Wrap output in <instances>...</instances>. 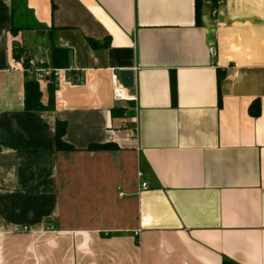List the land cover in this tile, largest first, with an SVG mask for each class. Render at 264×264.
<instances>
[{
	"label": "crops",
	"instance_id": "obj_1",
	"mask_svg": "<svg viewBox=\"0 0 264 264\" xmlns=\"http://www.w3.org/2000/svg\"><path fill=\"white\" fill-rule=\"evenodd\" d=\"M198 1L0 0V264H264V0Z\"/></svg>",
	"mask_w": 264,
	"mask_h": 264
},
{
	"label": "trees",
	"instance_id": "obj_2",
	"mask_svg": "<svg viewBox=\"0 0 264 264\" xmlns=\"http://www.w3.org/2000/svg\"><path fill=\"white\" fill-rule=\"evenodd\" d=\"M211 1V10L216 9L218 6V0H210ZM199 1L196 0V11L198 12V5ZM12 35H16L18 33L17 28H11ZM91 44L92 41H90ZM51 53V68L52 69H67L69 66V60H68V53L65 49H61L58 47H55L54 45L51 46L50 49ZM12 54L15 61L22 60V64L25 70V79L23 82L24 86V96H23V102H24V109L29 112H36V111H52L54 108V101H53V93H54V86H49V103L47 106H44L42 101H40L41 98V92H40V85H38L37 82L34 81L32 77L29 76L27 72L28 68V60L29 58L25 54L24 49L17 43H14L12 46ZM51 78H54V76L51 75ZM256 113H258L256 108ZM66 123L61 121H56L55 124V149H57L60 152L69 153L74 150L71 145H68L64 141V137L66 135ZM90 150H104L108 147L107 145H101V146H90L88 147Z\"/></svg>",
	"mask_w": 264,
	"mask_h": 264
},
{
	"label": "built area",
	"instance_id": "obj_3",
	"mask_svg": "<svg viewBox=\"0 0 264 264\" xmlns=\"http://www.w3.org/2000/svg\"><path fill=\"white\" fill-rule=\"evenodd\" d=\"M209 2H207L208 5H210L211 8V1L208 0ZM225 0H218V6L217 8L223 4ZM216 9L211 10L212 16L215 15L216 13ZM211 49V53L212 55H215L216 50L213 48ZM29 76L32 77L34 79L35 82L39 84L45 82V79L47 77L51 78V75L54 76V78H58L60 75V71L58 69H50L46 62L42 59H29L28 60V68L26 69ZM111 83H112V99L114 100V102H125V101H129V100H133L134 98L131 97L129 95V91L126 88H124L122 86V83H120V78H119V73L115 72L111 75ZM143 174L141 172H139L137 174V178L143 179ZM147 183L146 182H142L140 184V190H146L147 189ZM119 189V187H118ZM119 196H123L122 192L118 193ZM25 229V227H24Z\"/></svg>",
	"mask_w": 264,
	"mask_h": 264
},
{
	"label": "water",
	"instance_id": "obj_4",
	"mask_svg": "<svg viewBox=\"0 0 264 264\" xmlns=\"http://www.w3.org/2000/svg\"><path fill=\"white\" fill-rule=\"evenodd\" d=\"M39 33H43L42 31H39ZM119 78L120 83H122V86L126 88L127 90H132L135 86L134 83V71H127V70H121L119 72Z\"/></svg>",
	"mask_w": 264,
	"mask_h": 264
}]
</instances>
